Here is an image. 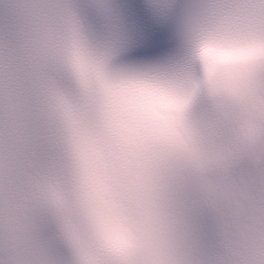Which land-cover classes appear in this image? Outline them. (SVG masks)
I'll use <instances>...</instances> for the list:
<instances>
[{
    "label": "clouds",
    "instance_id": "1",
    "mask_svg": "<svg viewBox=\"0 0 264 264\" xmlns=\"http://www.w3.org/2000/svg\"><path fill=\"white\" fill-rule=\"evenodd\" d=\"M166 2L176 39L164 70L144 77L105 56L132 31L121 0H0V23L25 41L33 132L27 166L10 177L0 102V264H51L37 207L60 264H264L262 190L224 178L225 223L204 254L186 235L175 179L202 155L212 108L232 151L264 160V2Z\"/></svg>",
    "mask_w": 264,
    "mask_h": 264
},
{
    "label": "snow or ice",
    "instance_id": "2",
    "mask_svg": "<svg viewBox=\"0 0 264 264\" xmlns=\"http://www.w3.org/2000/svg\"><path fill=\"white\" fill-rule=\"evenodd\" d=\"M148 8L151 18L139 22L126 39L105 52L109 60L124 61L128 73L144 77L164 70L171 55L170 44L176 39L164 31L169 24L166 0H148ZM248 42L255 43L256 38L250 37ZM25 46L16 26L0 23V102L8 105L14 136L8 156L10 177L27 166L25 154L33 149V132L24 109L27 82L21 53ZM202 123L209 130L202 155L190 171H181L175 179L178 211L186 235L195 248L208 254L215 248L218 232L225 223L222 181L227 177L228 183L244 182L253 190H262L264 195V160L256 164L249 156L232 151L228 140L217 132L219 112L215 108L204 113ZM32 219L52 257L51 264H60L56 259L60 251L57 237L39 207L33 210Z\"/></svg>",
    "mask_w": 264,
    "mask_h": 264
}]
</instances>
